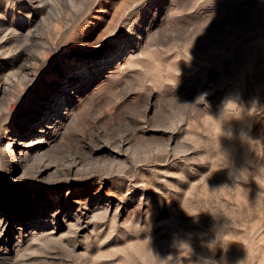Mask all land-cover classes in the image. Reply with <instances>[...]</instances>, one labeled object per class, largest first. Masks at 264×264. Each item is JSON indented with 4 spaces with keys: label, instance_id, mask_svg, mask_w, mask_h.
Listing matches in <instances>:
<instances>
[{
    "label": "rangeland",
    "instance_id": "rangeland-1",
    "mask_svg": "<svg viewBox=\"0 0 264 264\" xmlns=\"http://www.w3.org/2000/svg\"><path fill=\"white\" fill-rule=\"evenodd\" d=\"M261 163L264 0H0V264H264Z\"/></svg>",
    "mask_w": 264,
    "mask_h": 264
},
{
    "label": "clouds",
    "instance_id": "clouds-1",
    "mask_svg": "<svg viewBox=\"0 0 264 264\" xmlns=\"http://www.w3.org/2000/svg\"><path fill=\"white\" fill-rule=\"evenodd\" d=\"M252 103H256V100L254 99L252 101ZM231 121L243 122V118H242V116L228 117L224 112H221V114H220V122H221V125H222V136L223 137H227V138H238L241 143L248 144V142L253 139L249 135V132L246 130L245 127H241L239 129V131H237L236 128L230 123ZM222 155H223L224 159L226 160V162L228 163V159H227L226 154L224 152H222ZM227 168H230L229 163H228V167ZM250 170L251 169L249 167H245V168H241V169L231 170L229 174L234 179H237V178L243 179L245 177V175ZM255 171L258 173V176H257L258 179L264 178V163H261L259 165V167L257 169H255ZM218 238H219V232L217 233L215 240H217ZM214 241H212L211 243L207 244V247L209 245H211ZM179 246H180L179 247L180 252L184 250V246H187L188 250L191 251V253H192L190 258H189V261L187 262V264H214L213 261H211L208 258L203 257V256L193 259L192 258V256H193L192 249L187 243H180ZM167 260L169 261V264H171V262L173 261V257L169 256L167 258ZM236 264H245V259L237 261Z\"/></svg>",
    "mask_w": 264,
    "mask_h": 264
},
{
    "label": "bare ground",
    "instance_id": "bare-ground-1",
    "mask_svg": "<svg viewBox=\"0 0 264 264\" xmlns=\"http://www.w3.org/2000/svg\"><path fill=\"white\" fill-rule=\"evenodd\" d=\"M10 28V27H9ZM8 28V29H9ZM14 30V29H13ZM12 31V30H11ZM31 33V32H30ZM32 34V33H31ZM30 34V35H31ZM33 35V34H32ZM34 36V35H33ZM68 44L66 43V46H67ZM78 49L79 48H77V49H75V51L77 52L78 51ZM16 56V55H15ZM18 57V56H17ZM20 57V56H19ZM43 60V59H42ZM20 61V60H19ZM44 63V62H43ZM44 64H46V63H44ZM43 66V65H42ZM45 66V65H44ZM58 89L59 88H56V91H58ZM14 147V146H13ZM14 152L12 151L11 153H9V156H11V155H14L13 154ZM17 153H18V151L16 150V153H15V156L17 155ZM15 156H12L11 157V160H16V164H18L19 163V158L18 157H15ZM31 165V164H30ZM19 167V169H23L24 168V171L28 174V173H30L29 171H27L28 169L27 168H25L24 167V165H19L18 166ZM48 166L46 165V163H45V165L42 167V168H39V172L40 173H44L45 172V168H47ZM32 168V167H31ZM38 170V169H37ZM31 174V173H30ZM39 177V176H38ZM34 199H35V201H33V202H29V206L28 207H26V208H22L21 210L23 211V213H26L27 214V217L25 218V219H28L31 215H32V213L34 212H31L30 210H31V208L32 207H34V206H37L36 208H40V207H38V197H34ZM78 202V201H77ZM6 203V202H5ZM5 203H3V202H0V204H4V207L3 208H5L6 209V204ZM9 202H7V204H8ZM10 204V203H9ZM1 206V205H0ZM12 206V205H11ZM13 209H15V208H13ZM14 211V210H13ZM2 212V211H1ZM15 219H18L19 218V216H15L14 217ZM7 221L9 222V219H7ZM6 222H3L2 220H0V232H3L4 230H6V228H7V225L8 224H5ZM19 223H21V222H19Z\"/></svg>",
    "mask_w": 264,
    "mask_h": 264
}]
</instances>
